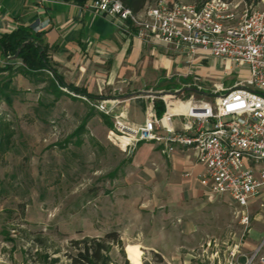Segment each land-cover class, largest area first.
<instances>
[{"label": "rangeland", "instance_id": "374dc122", "mask_svg": "<svg viewBox=\"0 0 264 264\" xmlns=\"http://www.w3.org/2000/svg\"><path fill=\"white\" fill-rule=\"evenodd\" d=\"M225 1L234 6V23L245 8L263 5ZM17 2L0 0V14L11 16ZM238 72L233 66L223 85L230 87ZM12 81L11 102L0 101V264H67L71 241L112 231L121 247L111 246L110 264H225L233 252L249 254L264 241V192L247 208L200 193L155 145L114 143L112 122L79 94L59 86L62 94L53 93L19 74Z\"/></svg>", "mask_w": 264, "mask_h": 264}, {"label": "built area", "instance_id": "2783aa9c", "mask_svg": "<svg viewBox=\"0 0 264 264\" xmlns=\"http://www.w3.org/2000/svg\"><path fill=\"white\" fill-rule=\"evenodd\" d=\"M88 8L117 17L123 26L135 27L138 38H154L191 62L211 57L228 63L229 72L233 66L247 67V76L230 87L211 82L205 88L194 75L184 90L174 94L146 93L147 110L140 124L129 122L124 112L113 114L124 100L78 97L112 117L108 137L119 147L153 144L167 156L192 151L202 170L186 172L185 178L240 208L259 198L264 192V0L260 8H245L235 23L234 6L225 0H205L200 6L160 0L139 13H133L120 0H91ZM5 21L6 14H0V34L18 26H5ZM42 28L35 26L33 30ZM189 88L198 92L188 91V95L201 98L182 94ZM158 102L163 106L161 115L156 111ZM174 120H180L181 126H175ZM123 140L126 144L122 147ZM225 264H264V241L249 254L233 252Z\"/></svg>", "mask_w": 264, "mask_h": 264}, {"label": "crops", "instance_id": "0c3cea01", "mask_svg": "<svg viewBox=\"0 0 264 264\" xmlns=\"http://www.w3.org/2000/svg\"><path fill=\"white\" fill-rule=\"evenodd\" d=\"M89 2L78 5L63 0H19L14 13L6 17L5 26H43L39 32L47 48L48 62L63 82L84 91L92 100H124L114 109V115L124 112L129 122L140 124L147 110L146 93L174 94L184 90L183 86L191 83L194 75L202 84L221 82L224 72L229 75L228 63L213 59L212 65L207 66L205 59L185 60L184 54L173 52L154 38H138L137 29L123 26L117 17L89 9ZM237 69L236 80L247 76L246 66ZM105 117L112 122L111 116ZM174 124L180 127L182 123L174 120ZM164 157L182 169L185 184L196 185L200 193L207 192L183 176L202 170L192 151Z\"/></svg>", "mask_w": 264, "mask_h": 264}, {"label": "trees", "instance_id": "16d2710c", "mask_svg": "<svg viewBox=\"0 0 264 264\" xmlns=\"http://www.w3.org/2000/svg\"><path fill=\"white\" fill-rule=\"evenodd\" d=\"M70 1L78 5H83L91 0H63ZM123 5L129 8L133 13H139L144 10L149 0H120ZM42 33L36 32L32 27L18 25L16 29L9 33L0 34V59L4 61L0 66V74L7 73V76L0 81V101L11 102L15 88L12 86V80L15 75H22L35 82L47 83V89L53 93L62 94L59 87L67 88L79 95H85L82 90L66 85L62 78L56 73L54 68L48 62L46 54V45L42 41ZM25 43L24 46H22ZM14 56H17L15 60ZM15 61H19L20 64ZM47 73H51V76ZM59 86V87H58ZM182 94H190L183 91ZM90 97V96H88ZM91 98V97H90ZM157 113H163L161 102L157 103ZM86 118L85 121L88 120ZM84 124L78 127L81 131ZM74 253L67 254V264H110L108 256L111 246L121 247V240L116 231L108 232L102 239L84 238L70 242ZM143 264H149L144 262Z\"/></svg>", "mask_w": 264, "mask_h": 264}, {"label": "water", "instance_id": "95a60500", "mask_svg": "<svg viewBox=\"0 0 264 264\" xmlns=\"http://www.w3.org/2000/svg\"><path fill=\"white\" fill-rule=\"evenodd\" d=\"M25 45V43L22 45V46H24ZM16 57L17 56H14V59H16ZM187 91H189V92H198L196 89H194V88H189V89H187Z\"/></svg>", "mask_w": 264, "mask_h": 264}, {"label": "bare ground", "instance_id": "6f19581e", "mask_svg": "<svg viewBox=\"0 0 264 264\" xmlns=\"http://www.w3.org/2000/svg\"><path fill=\"white\" fill-rule=\"evenodd\" d=\"M123 141H124V143H123ZM123 141H122V143H123L122 147L125 146V144H126V141L125 140H123Z\"/></svg>", "mask_w": 264, "mask_h": 264}]
</instances>
